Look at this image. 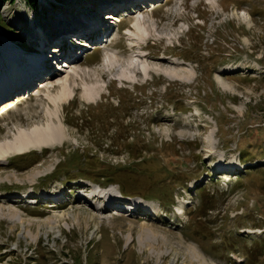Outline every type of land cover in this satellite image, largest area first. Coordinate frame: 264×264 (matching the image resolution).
<instances>
[{
    "label": "rangeland",
    "instance_id": "1",
    "mask_svg": "<svg viewBox=\"0 0 264 264\" xmlns=\"http://www.w3.org/2000/svg\"><path fill=\"white\" fill-rule=\"evenodd\" d=\"M93 1L36 0L35 12L24 0H0L3 83L32 75L30 60L66 35L91 39L95 28L100 37L88 51L71 49L77 86L56 109L64 144L0 162V264H264V0ZM70 2L73 22H57ZM179 20L188 33L183 26L179 34ZM78 21L88 25L59 37ZM39 28L48 42L59 38L43 47ZM132 64L146 66L150 81ZM54 72V84L67 75ZM116 73L136 83L120 88L109 79ZM83 82L96 84L99 100L83 97ZM32 84L0 100V141L43 122L46 89L59 87ZM76 168L92 180L64 176ZM97 174L126 195L116 184L98 190ZM176 201L180 217L171 212Z\"/></svg>",
    "mask_w": 264,
    "mask_h": 264
},
{
    "label": "bare ground",
    "instance_id": "2",
    "mask_svg": "<svg viewBox=\"0 0 264 264\" xmlns=\"http://www.w3.org/2000/svg\"><path fill=\"white\" fill-rule=\"evenodd\" d=\"M90 1H93V0H90ZM97 1V0H96ZM115 1V0H114ZM94 2V1H93ZM117 2V1H116ZM71 3V2H70ZM113 3V2H112ZM111 3V4H112ZM118 3V2H117ZM102 5V6H101ZM99 4V7H103L104 5L105 6H108L109 3L107 2H102V4ZM72 7V3L69 4L68 8L65 10H62V11H59L57 13H55L53 15V17H55V19L57 20V22H60V23H66V22H73L71 19H69V17L67 16L68 13H69V10L70 8ZM139 7V10H140V6ZM137 7V8H138ZM106 8V7H105ZM92 13V12H90ZM90 13L86 14L88 17H90L91 19H93V15H89ZM94 14V13H93ZM97 15V14H96ZM107 17V20L109 18H111V20H115L116 19V15H113L110 17V15H106ZM52 18V17H51ZM87 18V17H86ZM104 21V18L102 19ZM118 20V19H117ZM92 20H90L91 22ZM81 21H78L77 25L75 24V27L73 28H67V29H64L63 31L65 32H62V33H59V35L62 37L63 35H65V33H69V32H72V31H76V30H79L81 27H85L86 25L88 24H84L83 22ZM12 23V22H11ZM58 24V25H61V24ZM88 23V22H87ZM93 23V22H92ZM95 23V22H94ZM98 23H101L102 22H99L97 21L96 24ZM69 27V26H68ZM66 28V27H65ZM133 28L138 32V33H144V27L139 24V23H135L133 25ZM47 30H52V28L50 27V29H46ZM54 30V29H53ZM85 30V29H84ZM95 30V28H94ZM44 30L40 29L39 30L37 29V33H39L38 35L41 36V45L44 47V46H47L48 44L54 42L57 38L56 36V39L54 41H51V42H48V38L45 37V31L43 32ZM80 31V30H79ZM127 34H129L130 36L133 35L132 31L128 30L127 31ZM140 34V35H142ZM147 34V33H146ZM50 35V34H49ZM144 35V34H143ZM51 37H53V35H50ZM134 36H137V35H134ZM51 40V39H50ZM46 42V43H45ZM87 43H82V45H86ZM39 46V45H38ZM135 45H132L131 47V50H133V53L135 51ZM56 48V47H55ZM2 50V55L4 56V59H5V62L7 63H10L12 64L13 63V56L14 55H11L12 51L8 48H1ZM54 51L56 49H53ZM16 57V56H15ZM137 57V56H136ZM32 58V57H31ZM17 59V58H16ZM16 62V61H15ZM27 62V61H26ZM35 63V62H38L40 63L41 62V58L40 57H34L30 60V63ZM109 62V60H108ZM43 64V62H42ZM137 64H132L130 69L135 72V73H138L140 75V73L145 76V78H147V67L144 66V65H137ZM60 67H62V65H60ZM63 67H66L65 65H63ZM16 68H18V66L14 65V71L16 72ZM59 68V67H58ZM74 65L72 63H70L68 69H64L62 71V73H66L67 75L61 79H59L58 81H56V84H54L53 82V78H51L53 74V70L49 67V66H38L36 67V72L37 73H33L32 75H27L26 78H24L22 80V82H20L19 84H14L13 82H9L7 81V83H5L2 87V89L0 90L1 93L0 94H6V96H9L11 94H13L15 91H21L23 89H26L27 90V87L34 83L35 81H37L36 79H32V77H36L38 76V74H42V78L40 81V84H48L50 85L49 88H52L54 86H58L59 89L57 92H55V94H51V92L48 90V88L46 89V93L47 94H44V98L46 100V105L45 107L43 108V112H42V115H43V122L42 123H39V124H35V125H32L31 127H28V128H22V127H19L17 128V131L16 133H13L12 134V137L7 139V138H4L3 140L0 141V162L2 161H5L8 157H10L11 154H14V155H24L25 153L29 152L30 151V148H43V147H48V148H52L53 146H56V145H63L64 144V138H65V135H64V131H63V123L62 121L60 120V118L58 117V114L56 112V109H58L60 107V105H62L63 103H65L67 100H69L72 96H73V93H74V87L77 86L76 82H71L70 83V80H71V75L73 74L74 70ZM55 70H57L55 68ZM58 71V70H57ZM177 72V71H176ZM28 73H32V72H29ZM55 73V72H54ZM128 73V72H127ZM180 73V72H179ZM48 74V75H47ZM178 74V72H177ZM176 74V75H177ZM47 75V77H45ZM30 76V77H29ZM119 76V75H118ZM178 76V75H177ZM125 79H124V78ZM181 79L183 78V76H181L179 74V76ZM119 78L121 79H124L126 80L127 82H130L131 84H134V79L133 81H130L128 78L129 77H126L124 74L120 75ZM144 78V80H145ZM82 82V81H81ZM53 84V85H52ZM17 85V86H16ZM82 85V89H83V97L88 100V101H92L93 103L95 102V97L98 96L100 94V91L97 89V86L96 84L93 85H87L86 83H81ZM11 86H14V90H10V88H12ZM10 90V91H9ZM13 92V93H12ZM8 102V101H7ZM6 103V102H4ZM2 104V103H1ZM41 150V149H40ZM38 150V151H40ZM230 165V164H229ZM232 169V168H231ZM221 170V169H220ZM222 171V170H221ZM39 172L35 173V174H32L30 178H27L28 181H32L34 179H37L39 176ZM225 174V173H224ZM227 175V174H225ZM98 190H101L102 188H98ZM105 191H107L108 189H103ZM30 191H33L30 189ZM13 194V193H12ZM13 197V196H11ZM46 197V196H45ZM16 199L17 196H14L13 198L11 199ZM24 198V197H23ZM31 198V199H30ZM48 198V197H47ZM92 198H99V199H102V197H98V196H93L91 197L90 199ZM1 199V198H0ZM7 199V198H6ZM19 199V198H18ZM27 199L30 201V203L32 202H35L33 197H27ZM6 202H12V200H5ZM18 203L21 204V199L17 200ZM108 201V200H107ZM116 200L112 201V202H115ZM25 202V201H24ZM109 202V201H108ZM90 203H92L90 201ZM97 210H103L99 205L96 206ZM125 209V208H124ZM128 211H132L130 209H126ZM150 212V211H149ZM183 211H179V213H182ZM153 213V212H152ZM155 214V213H153ZM150 215V214H149Z\"/></svg>",
    "mask_w": 264,
    "mask_h": 264
},
{
    "label": "trees",
    "instance_id": "3",
    "mask_svg": "<svg viewBox=\"0 0 264 264\" xmlns=\"http://www.w3.org/2000/svg\"><path fill=\"white\" fill-rule=\"evenodd\" d=\"M2 2H10V3H13L14 2V0H1ZM30 7H32L33 9H34V11L36 12V0H24ZM0 23L1 24H3V27L7 30V27L5 26V24L3 23V22H1V20H0ZM1 26V25H0ZM9 35H8V37H10L11 36V33H12V31H10L9 30ZM13 34V33H12ZM104 145H105V143H104ZM138 148L139 147H137L136 148V150H138ZM77 158V160L78 161H80L81 160V157L80 156H78V157H76ZM86 162H87V160H85ZM76 172H69L68 170V174L67 175H64L63 174V172H59L58 174H53V175H55V177L54 178H56V176L57 175H59V176H61V175H64L65 177H68V179L70 180V179H76L78 176H81L82 178H86V179H91L92 180V178L91 177H89L88 175H89V173L88 172H85V171H78V169L76 168ZM95 177H97V181H95V184H98L100 187H104L103 185H106V184H110V185H119L118 184V182L117 181H115V180H113V178L112 177H109V176H107V175H105V174H97V175H95ZM94 180V179H93ZM98 182V183H97ZM118 191H119V193L121 194V195H126V193H125V190L119 185L118 186ZM140 198H143V199H148V200H152L153 199V197L151 196V195H144V197H142V196H140ZM172 206L173 205H171V211H172ZM209 210V209H208ZM254 250H256L255 248H254ZM229 262H230V264H235L234 262H231V260H229Z\"/></svg>",
    "mask_w": 264,
    "mask_h": 264
}]
</instances>
